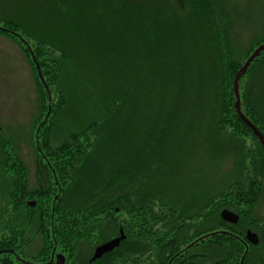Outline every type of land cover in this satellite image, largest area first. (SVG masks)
Returning <instances> with one entry per match:
<instances>
[{
	"label": "trees",
	"instance_id": "16d2710c",
	"mask_svg": "<svg viewBox=\"0 0 264 264\" xmlns=\"http://www.w3.org/2000/svg\"><path fill=\"white\" fill-rule=\"evenodd\" d=\"M26 1L0 0V36L23 48L31 45L16 12L24 10ZM71 14L87 17L75 21L67 18ZM260 15H264V0H55L52 13L45 11V23L63 25L56 27L65 34V46L84 35L86 44L84 66L82 52L61 74L69 76L77 91H86L84 103L76 101L93 112L79 130H70L52 144L51 120L68 95L57 83L61 76L60 72L55 76L57 68L49 72L44 54L32 49L41 97L47 101L35 131L37 179L29 190L20 164L12 156L3 160V176L14 171L15 180L4 200L10 212H0V264H52L55 253L69 264H82L87 247L91 251L120 229L129 252L113 250L101 259L106 264H264V149L240 118L244 116L264 138V20L257 23ZM152 71L168 78L163 87L167 99L183 108L181 116L172 110L166 120L156 113L162 127L155 129L154 146L165 141L163 129L172 124L166 122L186 118L200 121L201 126L208 123L200 128V143L216 147L229 139L240 148L241 177L216 199L206 190L200 200L178 207L177 197L163 190L162 173H156L152 191L150 175L140 164L128 160L114 165L105 158L93 160V154L88 157L84 151L85 144L90 142L92 147L95 140L97 155L111 157L124 149L110 127L117 126L120 112L134 111L136 75L149 80ZM54 93L59 94L57 104ZM176 130L170 135L169 151L191 148V137L183 140ZM153 131L148 129V134ZM247 138L251 146L243 151L241 140ZM149 140L148 135L143 146ZM107 144L114 150L108 152ZM82 184H88L89 190L70 202L71 191ZM221 209L237 215V224L223 222ZM18 216L25 221L18 222ZM29 231L40 237V247L27 236ZM247 231L256 234V245H245ZM131 246L137 250L132 252Z\"/></svg>",
	"mask_w": 264,
	"mask_h": 264
},
{
	"label": "rangeland",
	"instance_id": "374dc122",
	"mask_svg": "<svg viewBox=\"0 0 264 264\" xmlns=\"http://www.w3.org/2000/svg\"><path fill=\"white\" fill-rule=\"evenodd\" d=\"M45 5H49L48 9H50L46 10ZM54 7L55 0H27L24 2V10L16 12L21 16L23 21L21 22V28L25 30L24 33H27L26 39L31 47L23 48L21 44L14 43L7 37L0 36V212L1 210L2 212L5 210L10 212L11 206L6 204L5 197L15 180L14 171L10 172L9 176H3L5 173L2 171L4 169L2 164L6 156H12L20 164L22 174L25 176L26 187L29 190L36 185L35 165L38 156L35 148V131L44 116L42 113L45 109L43 104L46 106L47 101H44L41 97L42 87H39L37 79V76H40V72L33 50L35 53L37 51L44 54L43 61L49 67V72L50 70L54 71L55 67L57 68V71H54L55 76L56 72L61 74V71L71 68L75 58L77 59L82 52L84 53L82 54V56L84 55L82 64L83 66L85 64V35L84 37H77L71 41V44L68 43L65 46V34L60 27H56L63 25L52 24L53 26H50L45 23V11L52 13ZM82 16L83 14L77 17L71 14L67 18L78 21L87 17ZM260 16L257 19L258 24L264 20V15ZM23 44L27 43L24 42ZM148 60L145 59L144 61ZM151 66H154V63ZM152 74V78L149 80L139 79V76L136 75V98L134 95L136 105L132 108L134 111H131L129 115L127 114L129 111L120 112L118 114V122H116L117 126L111 125L110 127L111 129L114 127V133L118 136L119 147L123 146V143L125 144L124 149L119 148V152L112 153L111 157L108 153H106V156L97 155L96 144L98 142L95 140L92 147H90L92 144L90 142L85 144L84 151L88 153V157L93 154V160L94 158L97 160L105 158L109 162L112 161L114 165H122L123 161L128 160L136 162L137 165L140 164L142 169L150 175L149 185L152 191L156 190V173H162L160 179L164 181L163 190L168 195L180 199V201L177 198L174 199L177 203L180 202L178 207L192 200H200L201 193L206 190V192H209L208 195L210 197L216 199L220 192L222 193L231 184L235 183L236 179L241 177L239 170L242 169L243 158L240 148L234 141L229 139H222L216 147L208 145L206 141L203 144L200 143L199 137L202 135L200 128L206 127L208 123H203L201 126L200 121H187L186 118L179 121L174 120L175 123L166 122V126L170 123L172 124L168 125L165 130L163 129V134L166 135L165 141L163 143L160 141L157 146H154L152 140L157 130L156 128L161 130L162 127L161 120L155 116L156 113L161 112V117H166L164 118L166 120L173 114L172 110H176V113L181 116L183 108L180 106L176 108L169 103L166 91L163 89L168 78L164 74L156 73V71H152ZM66 75V73L63 76L61 74L62 78L60 76L57 80V83L60 82L67 91L68 96L66 104L59 108L57 116L51 120V123L54 124L51 135L53 145L59 142V136H64L75 128L79 130L80 124L85 123L93 112L90 108L79 107L81 104L76 99H81V102L84 103L82 93L86 91H77L76 87L71 83V79L68 78L69 76L66 77ZM84 83L89 85L85 81ZM82 88L86 90V86ZM54 94V97L52 95L53 103L57 104L59 94ZM48 125L49 122L44 127H48ZM148 129H153L154 131L148 134ZM175 130L180 132L183 140H187L190 136L193 146L180 152H178V149L169 151L170 143L168 141ZM148 135L150 143L143 146V142L146 139L148 141ZM108 137H112L110 133ZM237 141L240 143V140ZM241 145L243 146V151L249 148L251 146L250 139L241 140ZM106 146L108 152L114 150L113 145L107 144ZM162 148L165 152H162ZM8 165L9 162H7L6 166ZM79 172L81 175V169ZM209 187H211L210 191ZM88 190V184L76 187L70 193V202L81 198L83 196L82 193ZM28 202H32V199ZM194 204H197V202ZM197 205H200V202ZM197 208L191 209L190 212H196ZM17 220L18 222L19 220L25 221L23 216H18ZM118 235L119 232H114L103 243L112 240ZM27 236L34 238L33 244L36 247H40L41 239L39 236H34L32 231H29ZM121 243L114 251L116 250L115 252L119 254L128 253L129 251L126 248L128 244ZM96 247L92 248L91 251H89L88 247L86 248L87 250L85 249V255L88 256L83 259L82 264H106L101 260L103 256L89 263ZM130 250L135 252L137 249L131 246ZM80 259L78 258L76 261H81ZM64 264L69 263L65 260ZM203 264H210V262H204Z\"/></svg>",
	"mask_w": 264,
	"mask_h": 264
},
{
	"label": "water",
	"instance_id": "95a60500",
	"mask_svg": "<svg viewBox=\"0 0 264 264\" xmlns=\"http://www.w3.org/2000/svg\"><path fill=\"white\" fill-rule=\"evenodd\" d=\"M234 91L236 93L235 108L238 109V107H239V96H238V92H237V83L236 82L234 83ZM240 118L245 123V125L248 128L251 129V131L254 133V135L256 136L258 141L260 142L262 148L264 149V138L262 137V135L254 128V126L244 116L241 115ZM29 205L33 206L34 203L30 202ZM219 217H220V219L223 222H226V223H229V224H237V222H238V216L233 214L229 210H226V209H223V210L220 211ZM124 239H125V235L123 234L122 230L120 229L119 235L117 237H115L112 240L107 241V242H105L103 244H100L99 246H97L94 249L92 257L89 260V263H92V262L100 259L105 254H108V253L112 252L114 249H116L119 246V244ZM245 241L248 244L256 245L258 243V238H257L255 233L247 231L246 234H245ZM2 252L3 251H1L0 254ZM63 262H64L63 256L62 255H57L56 264H63Z\"/></svg>",
	"mask_w": 264,
	"mask_h": 264
},
{
	"label": "flooded vegetation",
	"instance_id": "af4514ba",
	"mask_svg": "<svg viewBox=\"0 0 264 264\" xmlns=\"http://www.w3.org/2000/svg\"><path fill=\"white\" fill-rule=\"evenodd\" d=\"M247 242L245 241V245L247 246ZM57 255H60V254H53L52 256H51V259H50V263H52V264H55V259H56V257H57ZM64 258V257H63ZM65 263V258H64V262H63V264Z\"/></svg>",
	"mask_w": 264,
	"mask_h": 264
},
{
	"label": "bare ground",
	"instance_id": "6f19581e",
	"mask_svg": "<svg viewBox=\"0 0 264 264\" xmlns=\"http://www.w3.org/2000/svg\"><path fill=\"white\" fill-rule=\"evenodd\" d=\"M233 213V212H232ZM234 214V213H233ZM120 231V230H119Z\"/></svg>",
	"mask_w": 264,
	"mask_h": 264
}]
</instances>
